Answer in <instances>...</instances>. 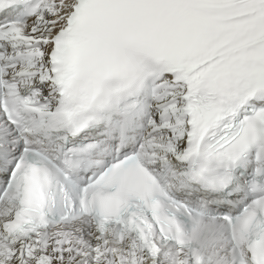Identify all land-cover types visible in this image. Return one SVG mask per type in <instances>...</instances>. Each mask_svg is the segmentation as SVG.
Masks as SVG:
<instances>
[{"label":"snow or ice","instance_id":"snow-or-ice-1","mask_svg":"<svg viewBox=\"0 0 264 264\" xmlns=\"http://www.w3.org/2000/svg\"><path fill=\"white\" fill-rule=\"evenodd\" d=\"M0 264H264V0H0Z\"/></svg>","mask_w":264,"mask_h":264}]
</instances>
